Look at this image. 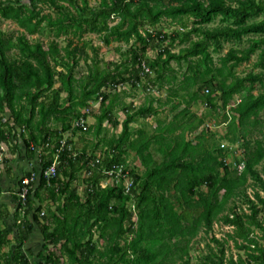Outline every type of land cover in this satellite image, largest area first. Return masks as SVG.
Segmentation results:
<instances>
[{
  "label": "trees",
  "instance_id": "obj_1",
  "mask_svg": "<svg viewBox=\"0 0 264 264\" xmlns=\"http://www.w3.org/2000/svg\"><path fill=\"white\" fill-rule=\"evenodd\" d=\"M93 1L95 7L88 6L90 0L0 1V20L10 22L22 31L15 38L0 31V145H12L10 153L13 156L20 160L23 154L26 160L31 161L36 153L45 156L44 153L50 150L43 152L39 147L52 142L55 147L47 156L49 159H41L39 168H36L40 172L39 187L36 189L31 183L26 189V213L31 212L32 198L41 199L39 191L42 188L53 200L61 199L56 211H51L44 221L40 222L37 216H33L32 221L26 218L20 220L15 227V247L3 264H31L21 250L37 227L43 240L35 264H63V259L67 264H190L192 241L201 232H211L219 222L231 231L221 241L212 238L220 253L218 260L212 261V264H264V226L259 218L264 216V197L261 196V193L264 195V168L262 174L256 169L264 162V144L261 141L255 142L244 159L243 170L238 173L224 165L221 151L214 153L207 148L203 132L188 140L187 137L201 126V121L195 118L180 123L172 121L159 130L158 135L138 143L131 142L130 125L157 113L151 104L138 109L131 106L124 111L126 118L120 124V135L110 142L114 153L110 151L101 164L96 163L97 169L101 168L98 174L102 178H95L85 202L71 189L73 176L68 173L67 166L79 162L80 157L72 151L68 152L67 144L59 155L56 175L49 179L44 176L46 169L52 165L54 150L60 148L63 142L62 134L71 128L64 123L61 115H66L75 106L85 108L97 98L101 112L95 117V136L101 135L104 122L118 126L119 123L111 117L117 95L110 98L103 91L108 88L115 90L126 83L132 89L140 86L142 78L148 76L142 75L143 64L150 70H157L158 76L154 79L157 82L162 81L165 74H174L172 63L179 69L185 64L187 75L183 80L177 82L174 75L168 78L167 84L187 92L197 88L191 93L192 97L214 111L230 107L231 115L224 116L227 133L246 139L250 128L261 124L259 117L264 114V73L240 78L236 68L242 62H248L261 47L253 45L236 53L229 51L215 63L208 52V42L241 40L250 35L264 36V2ZM45 8L57 17L42 15ZM71 9L73 13L69 12ZM217 19L228 22V25L207 30L205 26ZM167 22L175 27L168 34L163 27ZM188 22H193L195 26L189 28ZM44 23L59 29L56 39L68 34L80 39L82 34L93 32L101 34L107 46L112 42L130 45L129 59L113 65V68L103 69L100 61L93 58L92 64L86 65L84 80H77L73 75L74 69L80 61L88 64L86 47L74 44L73 39L68 40L63 48L52 40L47 49L38 42L30 41L27 36L38 34ZM196 35L200 37L194 41ZM154 42L160 49L156 58L148 61L146 52ZM175 46L179 49L174 53ZM11 52L15 55H10ZM260 56L264 58V48ZM59 67L66 73L57 71ZM214 73L222 83L212 88L213 77L211 81H205V77ZM57 83L60 89L48 97L46 93ZM75 86L80 91L77 97L73 95ZM205 90L206 95L202 93ZM61 94L67 95L65 102L70 103L69 107L62 108L59 104ZM241 95L243 97L232 107L234 97ZM113 98L114 101L108 104V100ZM27 107L29 114L25 115ZM6 113L9 116L5 121ZM53 120L62 122V131L49 128ZM154 144L157 146L156 153L151 149ZM127 149L136 154L144 168L139 182L133 178L130 196L118 186L103 189L99 184L104 179L105 170L120 165V157ZM1 164L9 167L11 162L3 159ZM60 166L66 167L61 174ZM65 179L68 181L64 182ZM22 181L18 182L19 192L23 188ZM202 187L205 190L200 191ZM248 189L252 198L247 194ZM236 199L245 202L249 215L230 209L229 205ZM112 201L117 203L111 205ZM120 202H124L125 206ZM127 202L135 206V216ZM20 210L18 203L17 212ZM37 210L40 211V208ZM50 226L54 227L52 231H49ZM94 229L99 232V239L108 238L105 251L94 243ZM8 236L6 230L0 232V250L10 244ZM122 240L124 243L121 245ZM229 242L242 251L243 256L238 255L234 259L230 254L226 257L225 246ZM144 243H158L159 247L149 254L140 248Z\"/></svg>",
  "mask_w": 264,
  "mask_h": 264
},
{
  "label": "rangeland",
  "instance_id": "obj_2",
  "mask_svg": "<svg viewBox=\"0 0 264 264\" xmlns=\"http://www.w3.org/2000/svg\"><path fill=\"white\" fill-rule=\"evenodd\" d=\"M4 1V0H0ZM236 1V0H234ZM264 2V0H261ZM79 5L81 7L82 3L80 2ZM79 6V7H80ZM89 7H95L96 3L93 0H90ZM71 9L69 12L73 13ZM52 14L54 18L57 16L54 14L53 11L48 10L45 8L42 12V15H49ZM74 14H76L74 12ZM257 21L259 19H256ZM187 25L189 28H192L194 25L193 22H188ZM228 22H224L221 19L214 20L213 22L206 25V29L213 31L221 26H227ZM163 27L165 29V33H170L175 30V27L172 25H169V23H164ZM58 28H50L47 26V23H44L42 25V29L40 32L34 36L27 38L30 41L38 42L42 46H44L45 49H47L48 45L52 40H56L59 43L60 47H65L68 40L74 41V44L78 46H85V54L89 57V60L87 61L88 64H85V62L80 61L79 65L74 69V77L77 80H84V78L87 75V66L91 65V59H96L97 61H100L101 68H113V65H119L122 61H127L129 59L130 52V45L125 44H119L112 42L110 45H105L103 42V37H101V34L99 33H84L81 35V38H75L71 34L68 35H60L59 38L56 39V35L58 34ZM0 31L5 33L6 35L12 36V37H18L20 31L15 25H13L10 22L2 21L0 20ZM200 37L198 35L194 36V41H197ZM157 43H151L147 52L146 56L148 61L153 60L157 56V51L160 48H157ZM260 46L261 48L256 50L252 55L248 62H242L237 68H236V74L240 78H244L248 74H258V73H264V58L261 59L260 51L264 48V36L261 35H250L245 36L241 40H227L222 39L218 43H211L208 42V52L213 58L214 62L217 63L218 59L220 57H223L226 55L229 51L233 52H239L242 50L248 49L250 46ZM179 49L178 46H175L173 52L175 53ZM95 50L97 51V58H95ZM10 55H15L14 52H11ZM66 63V62H65ZM173 67L176 69V65L172 63ZM125 68V67H123ZM173 70L174 74L178 75L177 82H180L183 80L184 75L186 76V66H182L179 70ZM203 70V68H202ZM57 71H64L61 67L57 68ZM152 73L148 76H144L140 82V86L137 87L144 95L145 97L141 96L136 99L135 104L137 107H141L144 105H150L151 101H156V104L154 106H158L160 112L155 115H151L146 118L139 119L137 123L130 125L131 130V142L138 143V141H141L143 139H149L153 136L158 135V131L161 130L165 125L172 121L176 122H184L188 119L195 118L197 121H201V126L199 130L191 135H189L187 138L188 140H193L197 136H199L202 132L204 133L206 137V145L207 148L214 153H218L221 151L223 153L224 158L228 159L229 161L233 163H241L244 164V159L248 155V153L253 149L256 141H261L264 144V114H262L259 119L261 121V124L257 125L256 128H250V133L247 136L246 139H243L240 135H237L236 137H233L232 135H229L227 133L226 128V121L224 119L225 115H231V108L226 107L225 110L221 109L220 111H214L210 108H208L201 100L194 99L195 97H192V94L194 91H196L197 88L191 89L189 92L183 91L179 89H174L173 92L170 90L167 92L165 89L162 91H159L157 88H155L153 81L158 76V72L156 69L151 70ZM65 72V71H64ZM179 72L181 74H179ZM66 73V72H65ZM170 74V73H169ZM171 74V75H174ZM189 74V73H188ZM129 77V75H128ZM211 77H213V87L221 85L222 81L215 76V73L213 75H208L205 77V81H211ZM126 91L129 92L130 84H125ZM60 89V84L57 83L55 87L46 93L48 97H51L54 91H57ZM206 91V90H205ZM202 92L204 95H206V92ZM104 94H110V96L119 95L121 90L118 88L113 89H106L103 91ZM190 93V94H188ZM201 93V94H202ZM74 96H79L80 91L77 86H75L73 91ZM67 97L66 94H61L59 99V104L62 105V108L69 107L70 103L65 102V98ZM216 97V96H215ZM243 97L236 96L234 97V100L231 103V106L236 104V102H239V100ZM52 100V99H51ZM42 101V100H40ZM215 103L217 102L216 98L214 99ZM124 105H129L131 102L130 99L124 97V99L121 100ZM167 103V104H164ZM26 105V104H25ZM221 104L218 101V106ZM233 105V106H234ZM27 109V110H26ZM25 115H28L29 108H25ZM24 111V112H25ZM184 111V112H183ZM101 112L100 109V101L96 98L89 102L87 107L85 108H79L74 107L72 110L68 111L66 115H61V118H64L65 124H68L71 126L70 130H68L66 133L62 134L61 139L62 141L68 145L67 150L69 152L72 151V153H75L76 155H79V162H75L73 165H68L67 168L69 170V174H71L73 177V180L71 181V189L76 191V194L79 196V199L82 202L86 201L87 193L89 192V187L91 184L94 183L95 178H98L99 176L102 178L101 175H99L100 169H97L96 163L97 160L100 159L103 160V157L108 155V153L111 151V154H113V150L111 147V140L121 133V125L114 127L112 124H109L107 122L103 123V129L101 132V135L99 137L95 136V117L98 116ZM181 113V114H180ZM178 114L180 116L178 117ZM183 114V116H181ZM112 119L114 121H117L118 123H122V121L125 119L126 115L125 112L122 111V109H116L114 111V114L111 115ZM184 117V118H183ZM80 118H83V120L87 121V130L82 131L79 128H75L74 124L76 121H78ZM195 120V121H196ZM158 123H161L158 124ZM62 122H57L53 120V123L49 125V128L52 131H62ZM159 125V126H158ZM179 134V133H178ZM53 141V140H52ZM9 147V146H8ZM54 144H50L48 146L47 144H42L39 148L45 152L46 149H49L50 151L47 152L49 155L52 154V150L54 149ZM157 146L154 144L151 146L152 152L156 153ZM10 148V147H9ZM39 152V151H38ZM55 153V150H54ZM39 154V153H38ZM160 157L158 154L156 155ZM52 157V156H51ZM49 159V158H48ZM101 161L99 162L101 164ZM53 162H54V154H53ZM52 162V163H53ZM59 160L56 161V165H59ZM119 164L122 165L127 171H129L132 175V177L137 179L136 182H139L141 179L144 168L142 167L141 162L138 160L136 154L127 149L124 154L120 157ZM264 168V162H262L256 169L257 171L262 174ZM66 169V167L60 166V174ZM68 174V175H69ZM102 174V173H101ZM235 175V174H234ZM62 179V178H61ZM68 180L65 179L64 182H67ZM104 179H101L99 182L102 183ZM99 183V184H100ZM93 186V185H92ZM200 191L205 190L204 187L199 189ZM40 198L43 200L40 202L41 204L46 203L41 206L40 211L33 209L32 212H29L28 214H20L19 220H24L25 218L29 221H32L33 216H37L38 220L44 221V218L49 217V213L52 211H56V207L60 200L52 199L50 194L45 191L41 190ZM247 194L252 198L251 190H247ZM261 196L264 197V195L261 193ZM117 202H111V205L116 204ZM121 205L125 206L124 202H120ZM128 207H130L131 202H127L126 204ZM176 207H178V204L175 203ZM230 209H238V211H243L246 215L250 214V210L248 209V206L245 204L244 201L235 200L232 201V203L229 205ZM236 207V208H235ZM1 209V207H0ZM38 211V212H37ZM259 218L261 219V222L264 226V216L260 215ZM53 226H50V230H53ZM0 229L2 227L0 226ZM37 232H39L37 235L31 236L33 238V242L36 244L35 246H38V244H41L43 240V236L40 232V229L37 227L35 228ZM94 237L93 241L99 247L101 251H105L108 243V238L99 239V232L94 229ZM230 228L223 225L222 222L216 223L213 227V230L211 232H201L199 236L194 239L191 243V251L189 254V260L190 264H212V261H217L220 257L219 253V247L213 242L212 238H215L219 241L223 240L224 237L230 233ZM30 238V239H31ZM30 239L25 242V245L23 246L21 253L23 256L27 257L31 264L37 263V260L32 257L31 253L28 250V243L30 242ZM32 242V243H33ZM124 243V240L121 241V245ZM173 243V242H172ZM31 244V243H30ZM10 244L5 245L0 250V258L2 260H5L8 256L9 247ZM159 247L158 243H144L140 246L141 249H145L149 254L154 253L156 248ZM227 252L226 257H229L230 254L233 255L234 259L237 258L238 255L243 256V252L239 251L234 248L233 243L229 242L226 246ZM34 251H36V248H32ZM32 251V250H31ZM63 264H67L66 259L62 260Z\"/></svg>",
  "mask_w": 264,
  "mask_h": 264
},
{
  "label": "crops",
  "instance_id": "obj_3",
  "mask_svg": "<svg viewBox=\"0 0 264 264\" xmlns=\"http://www.w3.org/2000/svg\"><path fill=\"white\" fill-rule=\"evenodd\" d=\"M171 67H172V70L175 69V67H173V65H171ZM176 69L179 70L178 67H176ZM179 74H181V73L179 72ZM174 75H176V74H174ZM174 75L170 76L168 74H165V78L162 79V81H160V82H157L156 80H154L153 84H154L155 88H157L159 91H162V89L163 90L165 89L167 92L169 90L171 92H173L174 89L178 90L179 89L178 86H172L170 84H167L168 78L173 77ZM176 76L178 77V75H176ZM130 88L131 89H129V92L126 91L127 89H126L125 85L118 88L119 90H121L122 93H120L119 95L116 96L117 99L115 100V102H113V107L111 108L112 109L111 115L114 114V111L116 109H122V111H125V109H127L131 106L134 109L140 108V107H137V105L135 104L136 99H138L140 97V95L143 97H145V95L138 88L132 89L131 86H130ZM180 90H182V89H179L178 94L180 93ZM108 96H110L109 93H108ZM111 97L112 96H110V98ZM124 97L131 100V102L127 106L121 102V100L124 99ZM112 100L114 101V98L109 99L107 103L109 104V102H111ZM236 103H238V102H236ZM154 104H156V101H154V102L151 101L152 108L155 109L157 111L156 114H158L160 112V110H159L160 105L155 107ZM164 104H167V103H164ZM232 107H234V106H232ZM6 112L8 113V111H6ZM7 113L5 116V121L7 120L8 116H9ZM137 121L135 123H137ZM135 123H133V124H135ZM158 124H161V123H158ZM164 125L166 126V124H164ZM119 126H120V123H119ZM117 138H118V136L113 138V139H117ZM17 142H18V145L21 146V142L18 140H17ZM11 149H12V145L10 146V148L6 145H4V146L0 145V151H1V153H0V167H1L0 168V207H1V209H0V226L2 227V229H0V232L6 230L9 233V236L7 237L8 241L10 242V246L8 247L9 248L8 254L15 247V239L17 238V230L15 227H17L20 223V220H19L20 216L19 215L24 214V211H20V212L18 211L17 212L18 194H19L18 182L23 180V178H28L31 175H34L35 181L33 182L34 185H33V183H32V185L35 186L37 189L39 187L40 172H37L36 168L37 167L39 168V165H40L39 161L41 159L43 160L45 158H49V157H47L49 155L48 153H44L45 156L39 155L36 153L34 155V158L31 161L26 160V158H24L25 156H23V154H22L21 159L19 160L17 158V156H13L10 153ZM3 159L9 160L11 162V165L9 167H5L3 164H1ZM43 189L44 188L40 189V191ZM40 191H39V196L41 195ZM42 201L43 200L39 199L38 197L32 198V203H31V208H30L31 212L33 211V209L37 210L38 208H41L42 205L46 204V203L41 204L40 202H42ZM38 233L39 232H37L36 229H34V232L32 234L35 236ZM33 238L30 239V242L28 243L27 248H28V250H30L29 252L31 253L32 257L35 258V260H36V256L40 253V250H41V244H38V246H35L36 244L33 242L34 241ZM33 247L36 248V251H34L32 249ZM3 262H4V260H2L0 258V264H3Z\"/></svg>",
  "mask_w": 264,
  "mask_h": 264
},
{
  "label": "built area",
  "instance_id": "obj_4",
  "mask_svg": "<svg viewBox=\"0 0 264 264\" xmlns=\"http://www.w3.org/2000/svg\"><path fill=\"white\" fill-rule=\"evenodd\" d=\"M143 68V72L142 75H150L152 72L151 70L146 66V65H142ZM207 93V91H206ZM87 121L83 120V118H80L78 121L75 122L74 127L75 128H79L82 131H86L87 130ZM65 146V143H61V147L58 148L55 151V157H54V162L52 163L51 166H49L46 171L44 172V176L49 179L52 178L56 175L57 173V165H56V161H58L59 159V155L61 153V151L63 150ZM101 160L98 159L97 163H99ZM223 163L225 166L230 167L231 169H235L238 171V173H240L243 168L244 165H242L241 163L237 164V163H233L231 161H229L228 159H224ZM103 177H104V181L100 184L101 188L105 189L107 187H119L124 191L125 195H131V189L133 187V177L131 176V173L129 171H127L122 165H115L113 166L110 170H105L103 172ZM35 181V177L34 175H31V178H23L22 181V185L23 188L21 190V192H19L18 194V203L21 205V210L20 211H25V209L27 208V187H29L31 185V183H33ZM132 197V196H131ZM131 212L134 213L135 216V206L131 203L130 207Z\"/></svg>",
  "mask_w": 264,
  "mask_h": 264
},
{
  "label": "clouds",
  "instance_id": "obj_5",
  "mask_svg": "<svg viewBox=\"0 0 264 264\" xmlns=\"http://www.w3.org/2000/svg\"><path fill=\"white\" fill-rule=\"evenodd\" d=\"M62 143H63V142H62ZM48 146H49V145H48ZM60 147H61V146H60ZM64 148H65V147H64ZM64 148H63V149H64ZM57 149H58V148H56L55 151H56ZM68 152H69V151H68ZM54 157H55V153H54ZM131 176H132V175H131Z\"/></svg>",
  "mask_w": 264,
  "mask_h": 264
}]
</instances>
